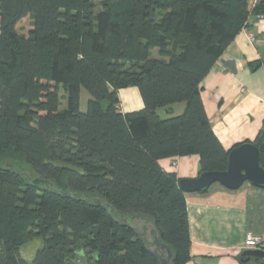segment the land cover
I'll return each mask as SVG.
<instances>
[{
    "label": "trees",
    "instance_id": "16d2710c",
    "mask_svg": "<svg viewBox=\"0 0 264 264\" xmlns=\"http://www.w3.org/2000/svg\"><path fill=\"white\" fill-rule=\"evenodd\" d=\"M62 5L0 0V264H80L79 249L86 264H157L125 225L129 214L152 221L173 264H186V193L160 161L198 155L201 173L227 170L231 150L201 84L251 18L264 17V0ZM28 16L24 37L16 27ZM129 87L144 108L123 114L119 91ZM250 143L264 169V128ZM35 238L45 246L29 262L20 250Z\"/></svg>",
    "mask_w": 264,
    "mask_h": 264
},
{
    "label": "crops",
    "instance_id": "0c3cea01",
    "mask_svg": "<svg viewBox=\"0 0 264 264\" xmlns=\"http://www.w3.org/2000/svg\"><path fill=\"white\" fill-rule=\"evenodd\" d=\"M259 1L250 0L251 7ZM223 61H234L236 72ZM201 86L213 131L226 150L257 138L264 128V17L251 18ZM119 99L123 114L144 108L136 87L120 90ZM181 105L174 106V115L183 113ZM160 165L179 179L201 174L198 155L162 159ZM186 200L192 242L186 264H264L242 258L248 234L264 238V188L246 182L233 191L214 184L204 193H186Z\"/></svg>",
    "mask_w": 264,
    "mask_h": 264
},
{
    "label": "water",
    "instance_id": "95a60500",
    "mask_svg": "<svg viewBox=\"0 0 264 264\" xmlns=\"http://www.w3.org/2000/svg\"><path fill=\"white\" fill-rule=\"evenodd\" d=\"M232 72H236L234 61H223ZM264 188V169L261 166V151L253 143H243L232 149L229 154L228 168L225 171L202 172L195 179H180L179 188L188 194L204 193L214 184H220L229 190H238L244 183ZM123 221L135 235L148 244L149 252L157 264H173L174 254L170 246L161 241L157 226L143 217L129 214ZM242 258L264 260V250H246Z\"/></svg>",
    "mask_w": 264,
    "mask_h": 264
},
{
    "label": "rangeland",
    "instance_id": "374dc122",
    "mask_svg": "<svg viewBox=\"0 0 264 264\" xmlns=\"http://www.w3.org/2000/svg\"><path fill=\"white\" fill-rule=\"evenodd\" d=\"M51 1L59 4L60 6H63L62 0H51ZM101 1H103V0H97L98 10L102 9ZM33 21H34V19L31 16H28V17L22 19L17 24V27H16L19 35L24 36V37H28L30 31L34 28L33 27ZM152 57L158 58V51L157 50H154L152 52ZM60 95L66 96L63 89H61ZM89 99H90V95L88 94V92L86 90H82V92H81V112L84 113L87 111V105H88ZM61 104H62L61 105L62 110L67 107L66 97H63ZM179 107H184V104H182ZM160 115H161V117L166 118V116L162 110L160 111ZM44 246H45V242L43 240H41L39 238H35L34 240L30 241L28 244H26L25 246H23L21 248L20 256L24 260L31 262L35 258L36 252L39 251L40 249H42ZM81 251H82V249H79V252H78L79 257H80V264H86V261L83 259V253L80 254Z\"/></svg>",
    "mask_w": 264,
    "mask_h": 264
},
{
    "label": "built area",
    "instance_id": "2783aa9c",
    "mask_svg": "<svg viewBox=\"0 0 264 264\" xmlns=\"http://www.w3.org/2000/svg\"><path fill=\"white\" fill-rule=\"evenodd\" d=\"M244 247L248 250H264V238L248 234L244 242Z\"/></svg>",
    "mask_w": 264,
    "mask_h": 264
}]
</instances>
